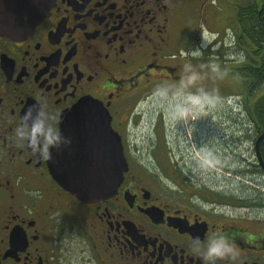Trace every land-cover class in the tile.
<instances>
[{
	"label": "flooded vegetation",
	"instance_id": "flooded-vegetation-1",
	"mask_svg": "<svg viewBox=\"0 0 264 264\" xmlns=\"http://www.w3.org/2000/svg\"><path fill=\"white\" fill-rule=\"evenodd\" d=\"M263 9L264 0H54L28 35H0V264H205L193 252L194 241L217 234L235 249L219 264H264L260 119L231 134L222 127L228 119L218 114L220 153L213 113L206 136L191 139L201 156L195 164L223 169L238 185L252 183L254 199L234 198L239 207L229 210L179 198L149 171L178 141L167 139L162 117L156 142L146 145L153 161L139 156L143 149L134 144L140 106L155 96L192 99L207 109L214 101L228 106L230 97L245 117L246 104L255 105L264 93L259 88L246 97L245 90L247 63L260 59L246 23L261 21ZM195 49L201 53L192 55ZM83 99L107 109L127 163L117 193L92 204L59 187L48 158L16 133L20 117L38 100L59 129ZM180 163L163 165L180 169Z\"/></svg>",
	"mask_w": 264,
	"mask_h": 264
},
{
	"label": "water",
	"instance_id": "water-1",
	"mask_svg": "<svg viewBox=\"0 0 264 264\" xmlns=\"http://www.w3.org/2000/svg\"><path fill=\"white\" fill-rule=\"evenodd\" d=\"M54 0H0V35H28L47 15ZM107 109L99 101L83 99L60 123L71 143L51 150L48 169L52 179L77 200L92 204L117 193L127 171L120 136L113 131Z\"/></svg>",
	"mask_w": 264,
	"mask_h": 264
},
{
	"label": "rangeland",
	"instance_id": "rangeland-1",
	"mask_svg": "<svg viewBox=\"0 0 264 264\" xmlns=\"http://www.w3.org/2000/svg\"><path fill=\"white\" fill-rule=\"evenodd\" d=\"M161 94L164 97L168 95L167 93ZM228 98V106L223 102L217 103L214 101L213 104L210 105V108L207 109V104L203 105L192 99L187 102L162 101L158 96H155L150 102L140 106L142 119L140 118L138 125H136L135 133L137 137H135L136 140L134 141V144L136 143L140 149H143L138 155L142 156V158L147 157L148 159L146 145L150 142H153V144L156 142L155 140H157V138L153 134L159 131L158 129L155 131V128H157L159 118L162 117L166 122V128L170 129L167 132V139L175 141V138H177L178 141L172 147V152L170 154L166 152L168 155L162 153L159 155L160 157H157V160L162 165L158 163L148 165L149 171L155 174L162 183L171 188V191L174 193L173 195L179 198L185 197L186 199L191 197L195 200L194 202L200 204L209 205V203H214L215 207L224 208L226 210L239 207L238 204H240L241 201L233 200L234 198L254 199L253 185L248 180H246L244 186L238 185L237 182L239 183V181L229 177L227 172L223 169L202 167L198 165V163L195 164V159L201 156L200 153L194 149V145L191 144V139H193V134H196L198 139L206 136L208 128L206 126L208 123L207 118L210 113H213L212 123L214 124L213 140L215 143V150L217 149L219 153L221 152L219 140L222 135L217 129L223 127V129L229 130L231 134L233 133L232 129H250L246 115L245 117L242 116L241 113L238 112L235 103H233L234 99ZM256 98L257 96L251 98V103H254ZM218 114H221L220 119H228L222 121V127L219 126L221 121L217 119ZM185 116V119L179 118ZM196 116H199V118L193 120L192 117ZM216 124H218V126H216ZM224 137L227 138V136ZM248 149L250 150L249 156H252V149L250 146H248ZM217 154L218 153L216 152L215 154L214 151L213 156ZM186 155H188V157H184ZM181 157L186 158L184 159L186 162L185 164L180 163V160H182ZM170 159L178 161L182 168L179 169L163 165V163ZM150 160L153 161V158L150 157L149 161ZM228 178H232L231 181L230 179L228 180ZM228 197H231L232 200H227Z\"/></svg>",
	"mask_w": 264,
	"mask_h": 264
},
{
	"label": "clouds",
	"instance_id": "clouds-1",
	"mask_svg": "<svg viewBox=\"0 0 264 264\" xmlns=\"http://www.w3.org/2000/svg\"><path fill=\"white\" fill-rule=\"evenodd\" d=\"M200 49L192 50V55H199ZM206 115V114H205ZM185 119V117H179ZM199 116L192 117L193 120ZM17 135L26 140L27 146L43 158L51 157L53 148H60L71 143L70 137H65L52 122L41 101L31 107L20 117L16 129ZM194 254L200 255L205 264H219L227 257L234 256L235 249L227 236L217 234L202 242L197 238L193 244Z\"/></svg>",
	"mask_w": 264,
	"mask_h": 264
},
{
	"label": "trees",
	"instance_id": "trees-1",
	"mask_svg": "<svg viewBox=\"0 0 264 264\" xmlns=\"http://www.w3.org/2000/svg\"><path fill=\"white\" fill-rule=\"evenodd\" d=\"M261 19L259 21L258 19L252 18L251 20H247L246 23L245 32L248 41L253 46L257 45L260 49V59H257L259 62L257 63L253 58H250L248 63L251 64L248 65L247 63L245 69L246 97L251 96L259 88H264V9L261 12ZM247 47L249 46L247 45ZM246 117L250 128L254 126L257 119H260V124L264 128V93H262L261 99L255 105L249 106L246 104Z\"/></svg>",
	"mask_w": 264,
	"mask_h": 264
},
{
	"label": "snow or ice",
	"instance_id": "snow-or-ice-1",
	"mask_svg": "<svg viewBox=\"0 0 264 264\" xmlns=\"http://www.w3.org/2000/svg\"><path fill=\"white\" fill-rule=\"evenodd\" d=\"M31 2H32L36 7H39V5H40V0H31Z\"/></svg>",
	"mask_w": 264,
	"mask_h": 264
}]
</instances>
